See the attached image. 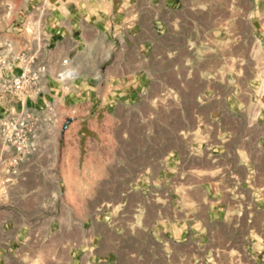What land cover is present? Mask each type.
Returning a JSON list of instances; mask_svg holds the SVG:
<instances>
[{"label":"rangeland","instance_id":"rangeland-1","mask_svg":"<svg viewBox=\"0 0 264 264\" xmlns=\"http://www.w3.org/2000/svg\"><path fill=\"white\" fill-rule=\"evenodd\" d=\"M27 98L0 264H264V0H0V119Z\"/></svg>","mask_w":264,"mask_h":264},{"label":"built area","instance_id":"built-area-1","mask_svg":"<svg viewBox=\"0 0 264 264\" xmlns=\"http://www.w3.org/2000/svg\"><path fill=\"white\" fill-rule=\"evenodd\" d=\"M28 79L21 76L13 83L15 92L23 91ZM35 121L33 116L24 110L10 113L0 119V139L19 155H28L34 150Z\"/></svg>","mask_w":264,"mask_h":264},{"label":"crops","instance_id":"crops-1","mask_svg":"<svg viewBox=\"0 0 264 264\" xmlns=\"http://www.w3.org/2000/svg\"><path fill=\"white\" fill-rule=\"evenodd\" d=\"M61 42H66V45H67V48L68 49H71L74 47V45L76 44L74 38H73V34H71L70 37L68 38H63L61 40ZM78 43V42H77ZM86 43V42H84ZM93 80L95 81L96 78H93ZM104 100V94H101V91H100V85L99 83H94V82H91V86L88 85L86 87V89H84L83 91H81L79 94H77V96L75 97H67L65 102H61V103H58V104H55L54 106H66L67 108L68 107H71L72 105H74L75 101H76V104L79 108V112H81L83 114V111L85 108H91L92 109V112L95 111V109L97 108V104H99V102L103 101ZM31 104L34 102V100L32 98H27L26 100V104H25V100H22V99H19L18 100V103H17V106H16V110L17 112L20 111V110H24L26 112H30L31 114L32 113V110L33 108L30 109V107L27 105L28 103ZM35 103V102H34ZM85 115V114H83ZM5 115H3L4 117Z\"/></svg>","mask_w":264,"mask_h":264},{"label":"bare ground","instance_id":"bare-ground-1","mask_svg":"<svg viewBox=\"0 0 264 264\" xmlns=\"http://www.w3.org/2000/svg\"><path fill=\"white\" fill-rule=\"evenodd\" d=\"M28 70V69H27Z\"/></svg>","mask_w":264,"mask_h":264}]
</instances>
